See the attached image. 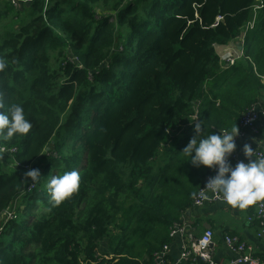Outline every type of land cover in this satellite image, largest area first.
Listing matches in <instances>:
<instances>
[{
    "label": "trees",
    "instance_id": "16d2710c",
    "mask_svg": "<svg viewBox=\"0 0 264 264\" xmlns=\"http://www.w3.org/2000/svg\"><path fill=\"white\" fill-rule=\"evenodd\" d=\"M261 1L0 0V103L32 125L0 141V264L152 263L212 169L182 152L192 125L239 130L264 105ZM242 33L225 66L215 46ZM72 170L78 190L51 203Z\"/></svg>",
    "mask_w": 264,
    "mask_h": 264
},
{
    "label": "clouds",
    "instance_id": "9594fccd",
    "mask_svg": "<svg viewBox=\"0 0 264 264\" xmlns=\"http://www.w3.org/2000/svg\"><path fill=\"white\" fill-rule=\"evenodd\" d=\"M6 66V61L0 58V71ZM196 118L193 117L190 121ZM31 126L21 105L11 104L4 110V105L0 103V141H9L14 134H26ZM192 127L194 135L182 152L189 157L187 160H190L193 166L203 165L215 169V174L208 178L204 187L214 194H219L227 204L241 209L264 199V156H255L253 149L245 143L242 152L247 162L238 161L232 165L228 160L236 148L234 138L239 132L237 125L230 131L220 130L218 134L211 132L207 136H202L201 120H197ZM39 176L38 168L29 169L24 173V177L30 178L32 182ZM79 180L76 170L64 172L59 176L53 175L47 183L50 202L59 204L77 191Z\"/></svg>",
    "mask_w": 264,
    "mask_h": 264
},
{
    "label": "built area",
    "instance_id": "2783aa9c",
    "mask_svg": "<svg viewBox=\"0 0 264 264\" xmlns=\"http://www.w3.org/2000/svg\"><path fill=\"white\" fill-rule=\"evenodd\" d=\"M26 1L29 0H10V2L15 7H18L20 4ZM258 1L259 3L254 6V9H257L262 6V1ZM248 25L251 26L252 22H248ZM243 34L244 33H242L238 37L239 46L242 45ZM241 54L242 48H240L238 53H223L221 56V61L225 66H230ZM261 79L264 82V76H261ZM262 102H264V97L262 98ZM259 117L264 118V105L260 103L254 104L251 108L247 109L242 114L241 119L239 121V132L238 135L234 138L235 143L239 138L244 137L247 129H253L255 127V121ZM247 144L253 149L255 156H264V150L258 144H254L251 141H247ZM0 151H4L3 148H0ZM228 160L231 162L232 165H235L238 161L246 162L245 160L240 158L235 149L228 157ZM214 174L215 169L212 168L210 174H208V176L206 177L204 184L200 186L194 194L191 206L181 214L178 222H176L170 227L169 239L176 235L181 236L184 239L182 257L191 261L195 260V258L197 257L206 264H264V256H257L251 250L250 246L246 245L243 240H240L237 236L231 234H225L223 236V240L230 250L238 253L237 257L233 260L217 261L212 257L210 249L213 237V230L208 227L204 228L203 231L197 237L192 236L191 232H189V224L185 220V215L193 206H200L205 202L211 201L225 202L219 194H214L206 187H204L208 178L213 176ZM247 207H251L253 209V213L251 214L249 219H253L256 221L258 226L257 235L264 242V202L259 200L251 205H248ZM9 211L6 213V219L10 216ZM168 249L169 241L162 244L161 248L153 253V259L151 264H164V259L168 252Z\"/></svg>",
    "mask_w": 264,
    "mask_h": 264
},
{
    "label": "crops",
    "instance_id": "0c3cea01",
    "mask_svg": "<svg viewBox=\"0 0 264 264\" xmlns=\"http://www.w3.org/2000/svg\"><path fill=\"white\" fill-rule=\"evenodd\" d=\"M217 54L221 60L223 53L233 52L238 53L239 40L235 39L232 43L224 46H215ZM264 83V82H263ZM256 130V131H255ZM251 141L258 144L264 150V118L259 117L255 121L253 129H247L243 138L236 141V152L247 162L242 152V146ZM260 201L264 202V199ZM253 209L245 207L231 206L222 201L205 202L200 206H193L185 215V220L189 224V232L192 236L197 237L204 228L213 230L211 243L212 257L217 261L233 260L238 253L230 250L224 243L223 236L231 234L243 240L246 245L250 246L251 250L257 256H264V242L257 235L258 226L255 220L249 219ZM183 238L174 236L169 239V249L164 259V264H206L197 257L191 261L182 257Z\"/></svg>",
    "mask_w": 264,
    "mask_h": 264
},
{
    "label": "water",
    "instance_id": "95a60500",
    "mask_svg": "<svg viewBox=\"0 0 264 264\" xmlns=\"http://www.w3.org/2000/svg\"><path fill=\"white\" fill-rule=\"evenodd\" d=\"M241 48V46H239ZM10 210V207H7L2 213L0 214V226L3 224V222L6 221V213Z\"/></svg>",
    "mask_w": 264,
    "mask_h": 264
},
{
    "label": "rangeland",
    "instance_id": "374dc122",
    "mask_svg": "<svg viewBox=\"0 0 264 264\" xmlns=\"http://www.w3.org/2000/svg\"><path fill=\"white\" fill-rule=\"evenodd\" d=\"M13 5V4H12ZM14 6V5H13ZM15 7V6H14ZM16 8V7H15Z\"/></svg>",
    "mask_w": 264,
    "mask_h": 264
}]
</instances>
